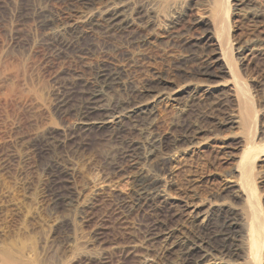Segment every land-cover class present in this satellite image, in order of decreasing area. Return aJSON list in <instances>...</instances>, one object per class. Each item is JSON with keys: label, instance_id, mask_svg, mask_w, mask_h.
Segmentation results:
<instances>
[{"label": "rangeland", "instance_id": "rangeland-1", "mask_svg": "<svg viewBox=\"0 0 264 264\" xmlns=\"http://www.w3.org/2000/svg\"><path fill=\"white\" fill-rule=\"evenodd\" d=\"M226 1L0 0V264H183L230 220L200 264L244 228L264 264V0Z\"/></svg>", "mask_w": 264, "mask_h": 264}, {"label": "bare ground", "instance_id": "bare-ground-1", "mask_svg": "<svg viewBox=\"0 0 264 264\" xmlns=\"http://www.w3.org/2000/svg\"><path fill=\"white\" fill-rule=\"evenodd\" d=\"M93 1V0H92ZM216 2H217V4H218V7H221L222 9L223 8H226V3H227V1L226 0H215ZM80 3V2H79ZM84 2H82V4H83ZM89 4H91V3H89ZM84 5V4H83ZM90 6V5H89ZM105 8V7H104ZM42 9V8H41ZM221 9V10H222ZM101 11V10H100ZM104 11H106V13L108 14L109 13V20L111 21V22H113V21H127L126 20V18H123V19H121V20H116L117 18H119L120 17V11L118 12L117 10H115V7H112V5L111 6H107V8L104 10ZM103 11V12H104ZM122 11V10H121ZM223 12V11H222ZM78 15H77V17H76V20L75 21H77V20H81V19H83V18H85L86 17V15L87 14H85L86 12H84V11H78ZM126 14V13H125ZM89 15V14H88ZM44 16V15H43ZM42 16V17H43ZM46 19V18H45ZM41 20V19H40ZM44 20V19H43ZM42 21V20H41ZM45 21V20H44ZM75 21H73V22H75ZM223 21V20H222ZM110 22V23H111ZM222 23V22H221ZM50 24V21L49 20H47V21H45V23H44V26H48ZM71 25V24H70ZM112 25V24H111ZM221 25V24H220ZM50 26V25H49ZM54 32V31H53ZM52 32V33H53ZM68 44V43H67ZM100 77H101V79L103 80V82L104 83H106V84H109V85H113L116 81H117V78H116V76L114 75V74H110V73H105V72H100V75H99ZM118 76V75H117ZM99 82H100V80H99ZM119 82V81H118ZM108 85V86H109ZM97 90H99V89H97ZM103 90H104V88H103ZM103 93V92H102ZM100 93L99 92H97V94H94V98L95 97H97L98 95H99ZM101 98V97H100ZM98 99V98H97ZM119 99V98H118ZM94 100V99H93ZM90 102V101H89ZM92 105H94V104H92ZM96 105V104H95ZM118 105V104H117ZM113 106H115V105H113ZM87 107H89V106H87ZM90 107H91V105H90ZM102 107V106H101ZM121 107V106H120ZM122 107H123V105H122ZM104 108V109H103ZM102 109H103V114H104V117L103 118H101L102 120H98V121H95V120H90V115L86 112V115H85V113H83V115L81 116V117H83V118H80L81 119V123H82V125L84 126V127H91V126H93L94 124H98L99 123V125L98 126H101V125H103V124H106V123H118L120 120H121V118H122V116L124 115L122 112H123V110H121V109H118L119 111H114V109H111L110 108V106L109 107H103ZM127 108V107H126ZM99 109V108H98ZM117 109V108H116ZM115 109V110H116ZM123 109V108H122ZM125 110V109H124ZM88 111V110H87ZM90 111V110H89ZM138 114V113H137ZM80 115V114H79ZM87 116H90L89 118L87 117ZM130 116V115H129ZM247 118V117H246ZM247 121V120H246ZM120 124V123H119ZM118 128V127H117ZM157 143V142H156ZM168 164V163H167ZM162 166V165H161ZM165 169V168H164ZM243 169V168H242ZM166 171V170H165ZM242 172H243V170H241ZM241 174V173H240ZM243 174V173H242ZM140 177V176H139ZM142 178V177H141ZM140 178V179H141ZM148 178V177H147ZM146 178V179H147ZM143 179H145V178H143ZM151 179H148V180H139V186H140V191H141V193H146V192H148V190H150V189H153V188H151L152 187V184H151V181H150ZM138 181V180H137ZM153 182V181H152ZM153 191V190H152ZM146 198V197H145ZM196 212V211H195ZM195 214H197V213H195ZM198 215V214H197ZM196 215V216H197ZM192 216V215H191ZM207 216L205 215L202 219H201V221L199 222V228L200 229H202L203 230V225L205 224V222L208 220V218H206ZM228 218V217H227ZM225 220V219H224ZM229 220V219H228ZM195 224H197V223H195ZM208 224V223H207ZM235 224V222L234 221H231L230 220V222H223L222 224H220L221 226H220V229L218 230V229H216V230H218V233H219V235H221L220 237H216L215 236V234L213 235H209L207 232L208 231H205V236H204V239L203 240H201V242H200V244L199 245H193L192 244V246L191 247H188L187 248V250L185 251V253H184V255H183V258L181 259L182 261H183V264H200V262L201 261H205L206 260V258H207V256H209V252H210V250L212 249V248H216V249H218V251L220 252V253H222V255H223V253L225 252V254L226 255H234V256H237V254H239V253H237V252H239V251H237L238 249H235L236 250V252L235 251H233V249L230 247V245L232 244H229V242H228V240H227V238H228V235L230 234V233H232V230H234L233 229V225ZM196 227V226H195ZM208 228V227H207ZM205 229V228H204ZM195 230V229H194ZM198 230V229H197ZM210 230V229H209ZM198 231H200V230H198ZM235 231V230H234ZM239 231V230H238ZM242 231V241L243 242H241L242 243V254H243V257H244V259L246 260V261H251V262H254V264H259L260 263V261H262V259H263V256H261L259 253H260V248H261V246H262V243H263V241L261 240V241H258V244H256L254 241H253V239H254V237L252 236V240H251V235L249 234V232H246L245 233V228L244 229H242L241 230ZM202 232V231H201ZM204 233V232H203ZM235 233V232H234ZM217 234V233H216ZM200 236H201V234H200ZM230 237V236H229ZM217 241H220V242H217ZM251 241H253L255 244H256V246H252V244H254V243H252V244H250L251 243ZM257 241V240H256ZM199 243V242H198ZM197 243V244H198ZM188 246V245H187ZM186 246V247H187ZM238 248V247H237ZM212 255V254H211ZM214 257V256H213ZM181 262V261H180ZM2 264H13V263H10L8 260L5 262L4 261V263H2Z\"/></svg>", "mask_w": 264, "mask_h": 264}]
</instances>
